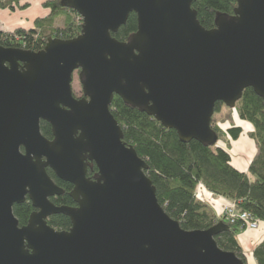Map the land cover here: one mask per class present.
<instances>
[{
	"label": "water",
	"instance_id": "obj_1",
	"mask_svg": "<svg viewBox=\"0 0 264 264\" xmlns=\"http://www.w3.org/2000/svg\"><path fill=\"white\" fill-rule=\"evenodd\" d=\"M194 1L65 0L83 18L79 36L38 52L0 45V264H244L215 239L229 225L187 230L166 213L110 110L118 95L182 141L213 144L217 103L235 108L247 88L264 99V0H237L213 29ZM132 12L138 29L120 42L112 34ZM47 167L74 186L76 206L51 201L63 189ZM27 198L36 210L20 226L13 208ZM55 214L71 229L50 226Z\"/></svg>",
	"mask_w": 264,
	"mask_h": 264
},
{
	"label": "trees",
	"instance_id": "obj_2",
	"mask_svg": "<svg viewBox=\"0 0 264 264\" xmlns=\"http://www.w3.org/2000/svg\"><path fill=\"white\" fill-rule=\"evenodd\" d=\"M29 1L0 0V10L25 8ZM43 6L49 10L48 15L38 17L31 28L19 27L7 31L0 26V45L38 52L44 49L50 38L72 39L82 33V16L68 7L65 0H46ZM237 6V0H195L192 4L199 23L205 29H213L219 16H233ZM60 20L62 23H59ZM137 29L138 18L132 12L127 22L112 35L120 42H127ZM222 108L228 109L225 119L229 127L226 132L223 131L214 115L212 128L217 139L213 144H204L196 140L182 141L176 130L165 128L154 117L125 103L118 95L114 96L110 106L123 129L124 141L134 146L146 161V173L166 213L187 230L209 229L221 221L229 225L230 228L215 239L223 250L235 252L244 264H248L245 249L239 241V234L243 231L241 222H226L223 214L219 216L199 193L204 188L214 196L233 200L239 211L249 212L264 221V99L253 88H247L235 108L217 103L215 113ZM234 112L253 128L249 136L255 142L256 151L247 172L232 163L229 141H237L243 132L234 123ZM41 131L51 140L53 132L49 123L42 121ZM47 172L63 189V193L52 197L51 201L57 206H76L71 197L74 186L58 179L50 169ZM97 174L96 165L89 163L88 178L95 179ZM13 210L20 226H23L28 224L35 208L27 198L24 203L15 205ZM47 222L56 230L68 231L72 227L71 219L64 214L52 215ZM252 254L256 264H264V239L254 245Z\"/></svg>",
	"mask_w": 264,
	"mask_h": 264
},
{
	"label": "crops",
	"instance_id": "obj_3",
	"mask_svg": "<svg viewBox=\"0 0 264 264\" xmlns=\"http://www.w3.org/2000/svg\"><path fill=\"white\" fill-rule=\"evenodd\" d=\"M35 0L29 2V6L20 9H1L0 10V20L3 23L2 28L5 30H15L19 27L24 28H31L33 26L34 21L38 17H44L46 14H48L47 9H45L42 6V1L38 3H34ZM38 1V0H37ZM238 120V121H237ZM236 120V125L240 126L242 128L243 124L247 125L245 121H242L240 119ZM249 126H247V133L244 135V129L237 141H234L236 145L235 150L239 155L237 160H233V154L232 155V163L233 165L238 168L241 171L247 172L249 169L250 162L252 161V158L255 154V152H252V144L255 145V142L253 139L250 138L249 132L252 131V126L248 123ZM228 128V127H227ZM249 150V151H248ZM231 152V150H230ZM245 154V155H242ZM205 191V195H202L201 197L205 199L208 196V201H213L218 207L221 206L224 202V198H220L217 196H214L213 194L209 193L206 189H202ZM201 190V191H202ZM216 197V198H214ZM206 200V199H205ZM223 201V202H222ZM226 201V200H225ZM227 202V201H226ZM217 207V208H218ZM222 211V210H221ZM220 212V211H219ZM262 239H264V224L260 226L257 230H243L239 234V241L243 248L245 249V253L248 258V264H256L253 258L252 250L254 245L259 243Z\"/></svg>",
	"mask_w": 264,
	"mask_h": 264
},
{
	"label": "rangeland",
	"instance_id": "obj_4",
	"mask_svg": "<svg viewBox=\"0 0 264 264\" xmlns=\"http://www.w3.org/2000/svg\"><path fill=\"white\" fill-rule=\"evenodd\" d=\"M31 1H33V0H31ZM40 1H42V0H35L34 1V3H38V2H40ZM46 0H43V2H42V6H43V3L45 2ZM30 2V1H29ZM29 2L27 3L28 5H26V6H29ZM44 7V6H43ZM45 8V7H44ZM20 9H23V8H20ZM46 9V8H45ZM47 11H48V13H49V10L47 9ZM48 14H46V16H47ZM45 17V16H44ZM37 19V18H36ZM35 22V21H34ZM59 23H62V21L60 20L59 21ZM34 24V23H33ZM0 26L2 27L3 26V23H2V21H1V24H0ZM22 28H24V27H22ZM7 31H9V30H7ZM73 90H74V93H75V95L76 96H80L81 94H82V85H81V82H80V72L77 70L75 73H74V76H73ZM227 108H222V110L220 111V112H218V113H215L214 115L216 116V119H217V121H218V123L220 124V127L222 128V130L223 131H225L226 132V129H227V127H229V123L226 121V119H225V117H226V113H227ZM237 119H239V117H238V115L234 112L233 113V120H234V123H236V120ZM226 122H225V121ZM238 121V120H237ZM247 125H244L243 124V126H242V129H244V135H245V133H247V126H249L248 125V122L246 123ZM253 130V129H252ZM250 133V132H249ZM248 133V134H249ZM226 140H228L229 141V139L228 138H226ZM230 142V144H231V147H230V150H231V153L233 154V160H237L238 159V153L235 151V150H237L236 149V145H235V143H234V141H229ZM249 151V150H248ZM255 152L256 151V146L254 145V144H252V152ZM242 155H245V154H242ZM238 156V157H237ZM202 189H204V188H201L200 189V193L202 194V195H204V196H206L205 194V191L204 190H202ZM202 190V191H201ZM199 193V196L201 197V194ZM217 197H219V196H217ZM214 198H216V197H214ZM220 198H223V197H220ZM206 199V201L208 202V203H210L213 207H214V209L216 210V212H217V214L219 215V216H221L222 214H223V212L225 211V206H226V203H228V201L229 202H232L233 200H230V199H226V198H224L225 200H224V202L225 203H223L221 206H217L215 203H213V201H208L209 199H208V196L205 198ZM223 202V201H222ZM218 207V208H217ZM222 210V211H221ZM220 211V212H219ZM260 228V227H259ZM243 230H250V229H247V228H245V229H243ZM257 230V229H256ZM246 257H247V255H246ZM247 261H248V258H247ZM255 261V260H254Z\"/></svg>",
	"mask_w": 264,
	"mask_h": 264
},
{
	"label": "built area",
	"instance_id": "obj_5",
	"mask_svg": "<svg viewBox=\"0 0 264 264\" xmlns=\"http://www.w3.org/2000/svg\"><path fill=\"white\" fill-rule=\"evenodd\" d=\"M1 24V20H0ZM225 211L223 212L224 220L230 224H236L237 222H241L242 229H250L256 230L264 224V221H261L254 216H252L249 212L239 211L237 209L236 203L234 201L226 203L224 207Z\"/></svg>",
	"mask_w": 264,
	"mask_h": 264
},
{
	"label": "flooded vegetation",
	"instance_id": "obj_6",
	"mask_svg": "<svg viewBox=\"0 0 264 264\" xmlns=\"http://www.w3.org/2000/svg\"><path fill=\"white\" fill-rule=\"evenodd\" d=\"M80 82H81V80H80ZM81 85H82V84H81ZM76 97H77V98H82V97H84V95H83V91H82V94H81L80 96H76ZM52 139H54V137H52L51 140H52ZM46 169L48 170V169H50V168L47 167ZM50 170H51V169H50ZM51 171H52V170H51ZM35 210H36V209H35Z\"/></svg>",
	"mask_w": 264,
	"mask_h": 264
}]
</instances>
